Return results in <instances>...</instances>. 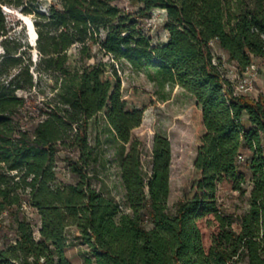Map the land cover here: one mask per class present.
I'll return each instance as SVG.
<instances>
[{"label": "trees", "instance_id": "trees-1", "mask_svg": "<svg viewBox=\"0 0 264 264\" xmlns=\"http://www.w3.org/2000/svg\"><path fill=\"white\" fill-rule=\"evenodd\" d=\"M59 1L45 15L38 0H0V264H80L70 226L90 249L82 264H264V92H235L226 75V66L241 74L255 61L264 68V0ZM4 7L35 17L34 71L32 47L14 34ZM155 9L166 14L164 44L146 30ZM74 45L79 67L68 61ZM94 47L134 70L153 67L161 85L195 100L196 156L173 214L169 141L154 137L146 175L131 140L158 99L137 87L124 94L114 65L91 61ZM99 114L130 143L120 164L129 213L92 186L88 128ZM60 165L72 183L60 181ZM222 190L247 194L248 208L225 207Z\"/></svg>", "mask_w": 264, "mask_h": 264}, {"label": "rangeland", "instance_id": "rangeland-1", "mask_svg": "<svg viewBox=\"0 0 264 264\" xmlns=\"http://www.w3.org/2000/svg\"><path fill=\"white\" fill-rule=\"evenodd\" d=\"M118 4L125 6L123 1L118 2ZM36 6L39 13L48 15L52 6L61 7V3L59 0H38ZM7 14L9 25L15 31L14 34L22 37L29 44L26 21L21 17L24 14L20 10H12ZM165 15L163 10H153L152 18L146 25V30L154 45L164 44L168 40V33L161 27ZM25 16L34 25V15ZM30 46L32 47L30 55L34 64L32 71H34L39 61L36 41L34 45ZM3 54L4 49L0 44V56H3ZM67 54L69 57L68 61L72 67H79L81 65L78 45L69 48ZM92 55L95 57H92L91 61H102L105 64L111 63L114 65L121 78L124 94L128 90L137 87L156 95L158 99L157 103L144 111L142 123L132 131L131 140L138 144V149L141 152L143 171L146 175H149L151 168L154 137H164L169 141L171 159L169 195L166 207L168 213L173 214L178 202L182 199L185 190L188 188L190 172L196 156L195 133L191 122L192 109L195 106L194 98L177 85H161L157 79L156 70L153 67L134 70L125 60L114 61L110 56L98 53L97 47L93 48ZM226 75L235 88L250 86V89L246 92L253 96L264 92V68L257 61L244 74L239 73L231 66H226ZM49 85L50 81L43 78L40 86L45 95L50 94ZM42 96L39 95L38 98L41 99ZM88 141L97 159L89 167V171L95 175L92 179V186L101 190L104 194L116 198L122 205L124 212L129 213L126 210V203L123 199L124 190L121 181L120 164L122 158L130 149V143L123 145L119 142L101 114L93 117L89 122ZM58 171L60 172L59 179L62 183L73 182L68 170L63 165L59 166ZM249 185V181H247L244 187L249 189ZM219 199L220 203L225 207H233L236 204L243 211L248 208L247 194L238 197L237 193L222 190ZM27 217L37 233L40 226L39 220L32 212H28ZM67 239L73 245L71 255L80 264L83 263L85 256L91 257L89 247L81 240L75 226H70L67 229ZM1 245L2 239L0 237V247Z\"/></svg>", "mask_w": 264, "mask_h": 264}, {"label": "bare ground", "instance_id": "bare-ground-1", "mask_svg": "<svg viewBox=\"0 0 264 264\" xmlns=\"http://www.w3.org/2000/svg\"><path fill=\"white\" fill-rule=\"evenodd\" d=\"M5 9L7 10V11H5L6 13L12 11L11 9H9L7 7H5ZM21 17L26 21L25 24H26V27L28 28L27 29V31H28V38L30 39L31 45H34L35 44V41L37 39V33L35 31L34 25H33V23L31 22V20L27 16L21 15Z\"/></svg>", "mask_w": 264, "mask_h": 264}, {"label": "built area", "instance_id": "built-area-1", "mask_svg": "<svg viewBox=\"0 0 264 264\" xmlns=\"http://www.w3.org/2000/svg\"><path fill=\"white\" fill-rule=\"evenodd\" d=\"M252 67V66H251ZM250 89V86H246V87H244V88H239V87H237V88H235V92H246V91H248ZM239 160L240 161H243L244 160V157H239ZM219 202H220V199H219Z\"/></svg>", "mask_w": 264, "mask_h": 264}, {"label": "water", "instance_id": "water-1", "mask_svg": "<svg viewBox=\"0 0 264 264\" xmlns=\"http://www.w3.org/2000/svg\"><path fill=\"white\" fill-rule=\"evenodd\" d=\"M4 10L7 11V10L5 9V7H4ZM7 13H8V12H7ZM28 41H29V44L31 45V43H30V39H29V38H28Z\"/></svg>", "mask_w": 264, "mask_h": 264}, {"label": "crops", "instance_id": "crops-1", "mask_svg": "<svg viewBox=\"0 0 264 264\" xmlns=\"http://www.w3.org/2000/svg\"><path fill=\"white\" fill-rule=\"evenodd\" d=\"M165 12V11H164Z\"/></svg>", "mask_w": 264, "mask_h": 264}]
</instances>
